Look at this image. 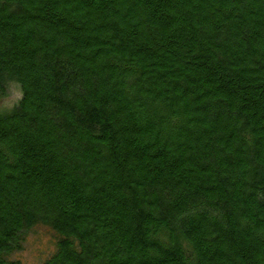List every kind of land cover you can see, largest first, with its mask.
I'll list each match as a JSON object with an SVG mask.
<instances>
[{"label":"trees","instance_id":"obj_1","mask_svg":"<svg viewBox=\"0 0 264 264\" xmlns=\"http://www.w3.org/2000/svg\"><path fill=\"white\" fill-rule=\"evenodd\" d=\"M38 224L42 264H264V0H0V264Z\"/></svg>","mask_w":264,"mask_h":264},{"label":"rangeland","instance_id":"obj_2","mask_svg":"<svg viewBox=\"0 0 264 264\" xmlns=\"http://www.w3.org/2000/svg\"><path fill=\"white\" fill-rule=\"evenodd\" d=\"M19 98V90L16 84L11 85L9 96L1 105L9 106ZM57 233L45 224L34 226L26 235L23 248L15 253L21 264H42L56 248Z\"/></svg>","mask_w":264,"mask_h":264}]
</instances>
